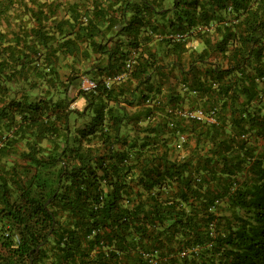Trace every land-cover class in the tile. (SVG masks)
<instances>
[{
  "label": "trees",
  "instance_id": "1",
  "mask_svg": "<svg viewBox=\"0 0 264 264\" xmlns=\"http://www.w3.org/2000/svg\"><path fill=\"white\" fill-rule=\"evenodd\" d=\"M0 143V264H264V0H0Z\"/></svg>",
  "mask_w": 264,
  "mask_h": 264
},
{
  "label": "built area",
  "instance_id": "2",
  "mask_svg": "<svg viewBox=\"0 0 264 264\" xmlns=\"http://www.w3.org/2000/svg\"><path fill=\"white\" fill-rule=\"evenodd\" d=\"M174 36L176 38L181 37L180 34H175ZM132 62H133V59L129 57L125 61L124 68L122 71L117 72L115 74L103 76V82H104L105 86H110V84H112L113 82H118V81L122 80L123 78H125L129 72V70L131 69ZM79 78H80L79 85H78L79 90H82L85 92H94L95 91V89L97 88V85H98V81L96 79L92 78L90 75H88L86 73H81ZM180 114L182 116L195 118L197 120H200V121L206 122V123L215 122V117L211 112H204L200 108H195V109H191V110H182L180 112ZM0 145H1V143H0Z\"/></svg>",
  "mask_w": 264,
  "mask_h": 264
},
{
  "label": "crops",
  "instance_id": "3",
  "mask_svg": "<svg viewBox=\"0 0 264 264\" xmlns=\"http://www.w3.org/2000/svg\"><path fill=\"white\" fill-rule=\"evenodd\" d=\"M191 46L192 47H195V43L192 42L191 43ZM95 57H92L89 60H82V59L79 60V63L77 64V67L79 69H91L92 67H96L95 63L97 62V59H95ZM58 70H59V74H60L61 78H64L65 74L68 72L67 66H60L58 68ZM91 71L92 72H95V69H91ZM67 96L69 98H71V97L74 98V101H73L72 104L75 105V103H77V101H78V94H77V89L74 86H72V85L69 86L68 92H67ZM72 104L70 105L71 107H73Z\"/></svg>",
  "mask_w": 264,
  "mask_h": 264
},
{
  "label": "rangeland",
  "instance_id": "4",
  "mask_svg": "<svg viewBox=\"0 0 264 264\" xmlns=\"http://www.w3.org/2000/svg\"><path fill=\"white\" fill-rule=\"evenodd\" d=\"M84 102H85V97L83 95H79L77 103H75V105L72 104V106H76V107H79V108L81 107L82 108Z\"/></svg>",
  "mask_w": 264,
  "mask_h": 264
}]
</instances>
